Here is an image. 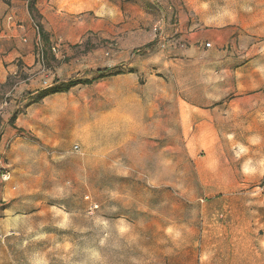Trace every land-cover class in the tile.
I'll use <instances>...</instances> for the list:
<instances>
[{
	"label": "rangeland",
	"instance_id": "1",
	"mask_svg": "<svg viewBox=\"0 0 264 264\" xmlns=\"http://www.w3.org/2000/svg\"><path fill=\"white\" fill-rule=\"evenodd\" d=\"M179 1L198 2L202 23L209 24L215 15L239 16V5L254 0ZM152 15L146 13L145 22ZM163 75L169 99L162 123L149 124L145 106L123 104L128 93L115 94L109 83L91 90L97 103L89 105L80 137H67L62 146L36 137V150L22 149L19 169L0 183V218H11L0 224L11 228L0 243L11 244L14 258L24 264H194L208 229L264 233V122L207 111L196 124L176 101L178 94L187 98L192 77L176 66ZM144 83L142 74V102L149 97L139 88ZM157 126L167 128L164 136L150 137L160 134L149 131Z\"/></svg>",
	"mask_w": 264,
	"mask_h": 264
},
{
	"label": "crops",
	"instance_id": "2",
	"mask_svg": "<svg viewBox=\"0 0 264 264\" xmlns=\"http://www.w3.org/2000/svg\"><path fill=\"white\" fill-rule=\"evenodd\" d=\"M34 2L46 40L38 34L29 0H0V162L10 173L19 169L22 149L36 150V137L51 146L65 145L67 137H80L88 129L89 105L97 103L91 90L99 92L109 83L115 94L128 93L123 104L145 106L142 113L149 117V124L162 123V108L169 99L163 74L171 66L192 77V84L185 88L187 98L178 94L176 101L196 124L207 111H221L225 120L252 117L253 122H264V1L241 3L239 16L215 15L209 24L202 23L198 2ZM149 11L153 18L145 22ZM155 24L157 32L152 30ZM137 48L142 49L140 54ZM104 69L120 73L98 77ZM142 74L145 83L139 88L149 96L144 102L137 97ZM206 76L208 82L202 80ZM85 78L93 80L25 105L30 96L54 83ZM17 109L22 111L10 124ZM128 121L136 124L131 116ZM149 131H160L150 137H163L167 128ZM29 136L34 139L30 141ZM10 193L6 189L5 195ZM3 212L11 213L8 206ZM10 221L0 218L2 225ZM10 230L9 226L1 228L0 235ZM206 231L194 264H264V233L240 227ZM11 248L0 243V264H24L12 256Z\"/></svg>",
	"mask_w": 264,
	"mask_h": 264
},
{
	"label": "trees",
	"instance_id": "3",
	"mask_svg": "<svg viewBox=\"0 0 264 264\" xmlns=\"http://www.w3.org/2000/svg\"><path fill=\"white\" fill-rule=\"evenodd\" d=\"M28 9H29V12H30L32 18L34 19V23L36 25V29L38 31L40 38L43 40H46L47 33L44 31L41 23L39 22L40 16L37 12V9L35 8L34 0H29ZM42 51H44V50H42ZM43 56H44V54H43ZM118 73H120V70L108 72V70L104 69V70L98 71V77H102L105 75H114V74H118ZM92 80L93 79H88V78H85V79H69L67 81L54 83L51 86H49L43 90H40L37 93H35L34 95L30 96L28 102L25 105H28V104L34 103V102H38L50 94L68 91L71 87H73L77 84H90L92 82ZM21 111H22L21 109L15 110L12 113V115L10 116V122H13L16 118V115Z\"/></svg>",
	"mask_w": 264,
	"mask_h": 264
},
{
	"label": "built area",
	"instance_id": "4",
	"mask_svg": "<svg viewBox=\"0 0 264 264\" xmlns=\"http://www.w3.org/2000/svg\"><path fill=\"white\" fill-rule=\"evenodd\" d=\"M206 46H209V43L205 44ZM52 51H54V47L51 48ZM42 58V54L40 53V59ZM75 149L78 148L77 145L74 146ZM10 178V169L7 165H5L3 162H0V183L8 181ZM96 206H91V210H93Z\"/></svg>",
	"mask_w": 264,
	"mask_h": 264
}]
</instances>
